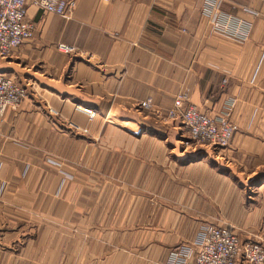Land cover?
<instances>
[{
    "label": "crops",
    "instance_id": "crops-1",
    "mask_svg": "<svg viewBox=\"0 0 264 264\" xmlns=\"http://www.w3.org/2000/svg\"><path fill=\"white\" fill-rule=\"evenodd\" d=\"M36 1L32 38L0 58L29 92L0 126V264H166L209 227L264 240V0H221L244 43L212 31L208 0H78L68 20ZM184 91L211 117L235 101L230 168L176 155Z\"/></svg>",
    "mask_w": 264,
    "mask_h": 264
},
{
    "label": "built area",
    "instance_id": "built-area-1",
    "mask_svg": "<svg viewBox=\"0 0 264 264\" xmlns=\"http://www.w3.org/2000/svg\"><path fill=\"white\" fill-rule=\"evenodd\" d=\"M78 0H38L39 10L63 19H70ZM111 0H103L109 2ZM221 0H208L206 15L210 27L216 34L238 43L249 39L252 25L231 15L220 12ZM245 13L257 15L245 9ZM34 24L27 20L26 0H0V58L14 54L27 40L31 39ZM57 51L72 55L76 49L59 44ZM29 95L26 85L17 84L12 78L0 72V126L8 109H16ZM234 100H229L215 117L201 112L190 102L187 91L178 94L172 106L165 112V118L179 121L181 137L191 144L211 150L230 146L236 132L231 121ZM145 111L153 109V101L148 98L140 103ZM92 117L91 111H86ZM78 130V129H77ZM86 132V131H84ZM6 184L0 187V196L6 191ZM264 264V240L242 241L226 227L206 228L191 244H182L169 253L166 264Z\"/></svg>",
    "mask_w": 264,
    "mask_h": 264
},
{
    "label": "rangeland",
    "instance_id": "rangeland-1",
    "mask_svg": "<svg viewBox=\"0 0 264 264\" xmlns=\"http://www.w3.org/2000/svg\"><path fill=\"white\" fill-rule=\"evenodd\" d=\"M0 62L3 65L6 63V61L2 59H0ZM81 131L80 133H83L86 130H83L82 132ZM86 132H84L83 134H86ZM180 133H179V137H177L176 140L174 141V144L176 146L175 153L178 156L181 154V152L187 155V159H185L184 161H190V163L192 164L190 168H200L198 167L200 165H202L204 168H230L231 167V165L229 164V160L227 158L225 159L216 158L220 150H215L214 153L216 154L210 153L207 155L203 152L204 148L196 146L195 144H191V141H189L188 139H185L184 137H181ZM189 155H191V157H189ZM222 155H224V153H222Z\"/></svg>",
    "mask_w": 264,
    "mask_h": 264
}]
</instances>
